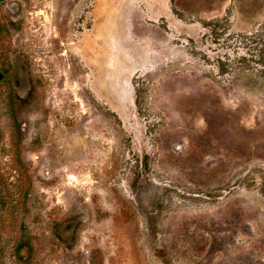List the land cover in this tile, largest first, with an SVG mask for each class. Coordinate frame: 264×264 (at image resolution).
Listing matches in <instances>:
<instances>
[{"label": "rangeland", "instance_id": "obj_1", "mask_svg": "<svg viewBox=\"0 0 264 264\" xmlns=\"http://www.w3.org/2000/svg\"><path fill=\"white\" fill-rule=\"evenodd\" d=\"M0 19L37 90H0V264H264V0Z\"/></svg>", "mask_w": 264, "mask_h": 264}, {"label": "flooded vegetation", "instance_id": "obj_2", "mask_svg": "<svg viewBox=\"0 0 264 264\" xmlns=\"http://www.w3.org/2000/svg\"><path fill=\"white\" fill-rule=\"evenodd\" d=\"M3 1L0 0V4ZM16 4L19 10L20 5ZM4 25L3 19H0V85L5 83V87L0 86V90L4 92L8 106H15V100L21 102L23 106H28L37 90L24 69L20 51L15 49L12 40L9 41Z\"/></svg>", "mask_w": 264, "mask_h": 264}]
</instances>
